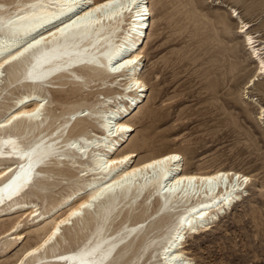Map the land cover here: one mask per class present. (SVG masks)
<instances>
[{"label": "bare ground", "instance_id": "6f19581e", "mask_svg": "<svg viewBox=\"0 0 264 264\" xmlns=\"http://www.w3.org/2000/svg\"><path fill=\"white\" fill-rule=\"evenodd\" d=\"M105 3H0V90L4 73L11 68H20V79L28 88L56 89L66 85L64 81L80 85L85 77L91 81L109 79L102 101L94 105L96 110L76 109L56 119L57 125L47 122L44 114L50 101L34 92L16 99L0 118V177L17 171L12 183L2 186L0 182V201L28 190L20 200L0 208V243L11 249L16 240L23 243L31 234L37 236L30 237L33 243L23 246L12 264H81L83 253H90L83 259L91 264H112L136 240L126 264H177L181 260L183 264H194L186 256L187 237L212 230L247 195L251 178L241 172L220 167L185 170L183 157L176 149L140 156L147 143L133 144L137 130L133 114L141 109L149 91L142 79V61L151 27V5L148 0H137V5L146 8L137 14L136 6L128 12L130 0H116L101 7ZM69 18L75 23L64 33L57 31L69 23ZM238 22L241 26L237 33L244 38L260 77L264 75V46L249 32V23ZM245 26L241 33L240 28ZM41 35L44 39L38 45L27 47ZM25 48L27 51L21 54ZM255 81L248 82L247 89ZM117 87L119 92L114 90ZM36 164L42 166L33 172ZM50 164L52 168H46ZM51 173L80 186L41 211L35 202L25 200V195L40 181L38 175ZM48 180L40 183L47 185ZM85 204L88 207L82 208ZM139 208L143 213L138 221L129 225L122 221L109 233L121 213ZM166 220L173 221L168 226ZM29 221L33 230L22 231L23 223ZM80 225H87L88 230L81 244L49 253L64 231H80ZM159 230L161 234L151 235ZM9 237L13 241L7 242ZM74 238L67 236L71 242Z\"/></svg>", "mask_w": 264, "mask_h": 264}, {"label": "rangeland", "instance_id": "374dc122", "mask_svg": "<svg viewBox=\"0 0 264 264\" xmlns=\"http://www.w3.org/2000/svg\"><path fill=\"white\" fill-rule=\"evenodd\" d=\"M148 2L153 21L143 46L142 79L149 91L141 109L133 114L137 127L133 144L146 141L140 156L176 149L183 157L185 170L220 167L248 175L251 183L243 201L234 205L232 212L209 232L188 236L186 256L194 264H264V75H257L251 52L237 33L239 20L249 23V32L264 46V0ZM233 12L237 13L235 19ZM4 75L0 118L16 99L34 92L50 101L44 114L47 122L56 125V119L76 109L96 110V101H102L109 85V79L91 81L85 77L80 85L64 81L66 85L56 89L28 88L20 79V68L7 69ZM253 79L254 87L247 89ZM114 90L119 92L118 87ZM88 123L92 128V123ZM38 178L40 181L25 195V200L35 202L41 211L56 205L80 186L52 173ZM47 179V185L40 183ZM142 213L141 208L121 213L112 222L109 233L122 221H127V225L138 221ZM172 221L166 220V224L169 226ZM23 225L22 231L33 230L30 221ZM86 226L80 225V231L68 228L70 231L63 232L58 245L49 253L81 244L88 236ZM165 230L166 227L162 231ZM68 235L75 236L73 242L67 240ZM30 237L37 238L31 234L23 243L16 240L11 249L0 243V264H12L14 255L33 243ZM10 239L7 242L13 241ZM136 244L137 240L112 264H126ZM152 256L155 258L157 252Z\"/></svg>", "mask_w": 264, "mask_h": 264}, {"label": "snow or ice", "instance_id": "6c2138e0", "mask_svg": "<svg viewBox=\"0 0 264 264\" xmlns=\"http://www.w3.org/2000/svg\"><path fill=\"white\" fill-rule=\"evenodd\" d=\"M113 3H116V0H106V3L104 5H101V7H108L110 4H113ZM132 6H136V8H137V14H139V11L141 9H143V11H146V8H144L141 5H137V0H130V6L128 8L129 11H132ZM121 8L123 9V5H121ZM235 15H237V13L236 12H233V16H235ZM73 23H75V21L72 20L71 18H69V23L68 24H64L62 27H58L56 30L57 31H60L61 33H64V30L66 28H69L70 25L73 24ZM245 28H246V26L245 27H241L240 28V32L241 33H244L245 32ZM51 34H53V33L50 32L49 35H51ZM43 39H44V36L43 35H41L39 37V39L33 38L32 43L29 44V45H27V47L28 48L34 47L35 45H38L39 44L40 40H43ZM248 39H249V42H251V37H249ZM23 51H27V48L21 50V54L23 53ZM12 58L14 59L15 57L13 56ZM5 63H8V61H5ZM2 67H3V65L0 64V68H2ZM261 67L264 68V63L261 64ZM0 127H2V125H0ZM126 159H127V157H125V160ZM41 162H43L42 159H41ZM146 167H151V165H146ZM96 198L97 197H93V200H95ZM81 207L82 208L83 207H88V205H86V204L85 205H81ZM77 214L78 213H73V215H77ZM53 235H55V233H53ZM45 243H47V242H45ZM86 255H90V253H83L82 254L81 264H91V262L85 261L83 259V256H86ZM61 259H63V257H61ZM177 264H183V261L182 260L181 261H178Z\"/></svg>", "mask_w": 264, "mask_h": 264}]
</instances>
